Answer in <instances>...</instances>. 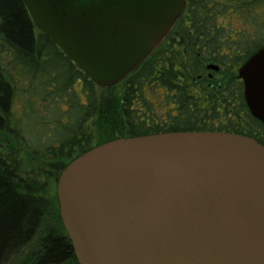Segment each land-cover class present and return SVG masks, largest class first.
<instances>
[{"label": "water", "instance_id": "95a60500", "mask_svg": "<svg viewBox=\"0 0 264 264\" xmlns=\"http://www.w3.org/2000/svg\"><path fill=\"white\" fill-rule=\"evenodd\" d=\"M21 1L34 26L103 89L136 71L186 6ZM237 78L264 125V47ZM55 192L78 264H264V147L252 138L205 131L118 138L73 159Z\"/></svg>", "mask_w": 264, "mask_h": 264}, {"label": "trees", "instance_id": "16d2710c", "mask_svg": "<svg viewBox=\"0 0 264 264\" xmlns=\"http://www.w3.org/2000/svg\"><path fill=\"white\" fill-rule=\"evenodd\" d=\"M185 1L170 35L194 38L175 47L162 43L136 71L103 89L34 26L21 0H0V264L11 259L14 264H78L59 216L56 182L66 165L96 146L118 138L205 131L246 136L264 147V125L247 110L241 83L235 88L239 111L226 125L197 124L196 113L182 115L184 121L167 131L130 121L137 119L131 110L135 85L154 82L156 67H168L159 73H173L176 82L179 76L193 82L206 63L233 76L264 47V0ZM234 17L254 26V35L245 29L232 32ZM118 86L122 94L114 121L102 108L111 105L106 91ZM17 96L24 99L18 114ZM214 106L208 103L209 118L216 117Z\"/></svg>", "mask_w": 264, "mask_h": 264}, {"label": "flooded vegetation", "instance_id": "af4514ba", "mask_svg": "<svg viewBox=\"0 0 264 264\" xmlns=\"http://www.w3.org/2000/svg\"><path fill=\"white\" fill-rule=\"evenodd\" d=\"M170 32L161 44L167 43L175 47L182 39L194 38L190 35H170ZM172 41L173 43H171ZM187 63L190 64L191 61ZM209 65L217 66L218 71L208 69ZM227 66H229V63H227ZM239 68L240 66L236 69L235 77L230 79L227 76L224 77L226 73L224 72L225 68H221V66L216 63H206L204 68L200 69L199 73L193 78V82H183V77L181 76L178 77V82H176L173 73L168 76L159 73L160 71L169 70L168 67L163 69L162 67H156L154 69L156 72L153 77L154 82H144L135 85L137 89L133 93V97L131 96L135 103L132 104L131 110L137 119L130 121H144L148 126L154 125L156 131H167L176 127V122L184 121L185 118L182 115L196 113L198 119L197 124L210 123L214 128H216L219 123L226 125L227 118H234V115L239 111V102L235 99V88L238 87L237 85L239 83L242 84L243 94V83L237 78ZM219 77L224 79L225 82L222 83L219 81ZM178 88H182L183 90L178 91ZM191 98L195 100L194 105L192 104ZM155 101L157 105H155ZM208 103L215 104V118H209L211 111H208ZM245 106L247 108L246 103ZM245 114L246 112L243 115ZM197 127L201 128V125Z\"/></svg>", "mask_w": 264, "mask_h": 264}, {"label": "rangeland", "instance_id": "374dc122", "mask_svg": "<svg viewBox=\"0 0 264 264\" xmlns=\"http://www.w3.org/2000/svg\"><path fill=\"white\" fill-rule=\"evenodd\" d=\"M263 13H264V8H262V10H261V15H263ZM244 29L248 30V32H251L254 35V33H253L254 26H250V25L246 24L242 19L240 20L239 18L234 17V19L232 21V27H231L232 32H238V31L242 32ZM179 30L182 33H184V32L186 33V29L184 28V26H180ZM184 36H188V35L186 34ZM226 76L229 77L230 79H233L235 77V75L232 76L229 73H225L224 77H226ZM219 81H221L222 83L225 82V80L221 79L220 77H219ZM121 92H122V88L120 86H118L114 92L113 91H110V92L106 91V93L109 94L110 96L104 94V97L106 99H108L110 97L111 105L108 109H106L107 104L105 103L106 105L102 108V113H104V115H105V113L108 112V114L111 116L112 120H114V121H116L119 117V111H118V105L117 104H118V100L121 98V94H122ZM23 100L24 99L22 96H17V98H16V101L14 103V107H15L17 114L20 113V110L22 109ZM154 103H155V105H157L156 101ZM37 107H39V106H37ZM92 130H93V128H92ZM14 262H15V260L11 259V260H9V263H5V264H14Z\"/></svg>", "mask_w": 264, "mask_h": 264}]
</instances>
